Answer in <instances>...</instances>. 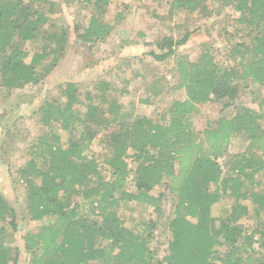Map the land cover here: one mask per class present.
I'll use <instances>...</instances> for the list:
<instances>
[{"label": "trees", "instance_id": "16d2710c", "mask_svg": "<svg viewBox=\"0 0 264 264\" xmlns=\"http://www.w3.org/2000/svg\"><path fill=\"white\" fill-rule=\"evenodd\" d=\"M83 1L93 9L87 25L82 30L75 26L74 34L81 44H100L114 30L113 24L103 20L112 0ZM205 2L173 0L171 10L199 11L206 16L212 11ZM221 2L233 8L236 23L247 30L230 51L238 64L221 66L205 43L195 60H178L177 85L185 98L173 101L160 120L123 112L105 81L98 83L97 93L88 91L84 98L76 82L67 81L59 85L60 99L41 104L39 118L51 130L36 138L30 158L18 169L30 219L41 221L35 232L24 237L31 264H264V259L256 262L249 254L256 232L248 233L239 223L248 214L242 201L249 199L255 213L264 212V188L254 189L255 176L264 172V160L253 152H264V114L250 107L237 108L233 116L211 122L202 134L190 119L204 102L233 104L248 78L264 87V0ZM54 6L52 0H0V87L38 82L61 59L66 30L46 27ZM192 34L193 30L187 31L177 41L164 37L155 43L158 51L148 52L164 61ZM40 37L48 44L27 62L28 51L14 47V41ZM152 84L150 89L160 93L162 85ZM109 127L112 130L104 138L108 152L102 157L90 146ZM57 130L67 134L64 142ZM238 135L250 141L249 151L236 154L230 175L223 176L218 159ZM129 157L136 163L132 176ZM128 184L135 189H126ZM161 184L163 190L153 195ZM167 192L176 198L168 220L171 238L166 254L156 259L149 246L155 220L142 224L143 230L130 228L117 208L122 201L137 202L160 216ZM225 195L234 203L227 216L215 221L212 207ZM83 204L100 220L83 216ZM17 224L16 210L0 192V264H18L19 249L9 245L5 235L6 225L15 231Z\"/></svg>", "mask_w": 264, "mask_h": 264}, {"label": "rangeland", "instance_id": "374dc122", "mask_svg": "<svg viewBox=\"0 0 264 264\" xmlns=\"http://www.w3.org/2000/svg\"><path fill=\"white\" fill-rule=\"evenodd\" d=\"M54 12L49 14V31L66 30L62 57L38 82L23 84L18 87H0V192L16 210L18 217L17 229L13 231L6 225V239L9 245L19 249L18 264H31L30 254L24 247L27 232H35L41 221L30 219L25 185L18 177V169L30 158V146L36 138L49 133L51 129L43 126L38 109L46 99H60V84L74 81L79 87L81 97L85 93H97L96 86L100 81L110 84L108 93L116 97L127 114L150 117L160 120L165 117L173 101L185 98L183 89L178 88L179 75L176 62L180 59L195 60L205 43V48L214 55L215 61L221 66L238 64V57L230 55L232 46L245 38L246 31L236 23L237 13L230 5H222L217 0H206L208 10L212 12L203 16L201 12H190L184 9H172L173 0H112L107 7L103 20L114 25V30L100 44H81L74 34L75 26L82 30L89 20L93 6L86 5L83 0H52ZM120 14L117 18L116 15ZM193 34L184 45L176 46L174 56L164 61L156 60L148 50H157L155 43L164 37L179 40L187 31ZM48 44L41 37L36 41H14V47L26 49L28 59L33 52L40 51ZM41 70V64L38 70ZM2 77L0 75V82ZM159 80V82H158ZM152 83H160V93L150 89ZM153 85V84H152ZM111 99V98H110ZM80 107H82L80 105ZM250 107L259 114H264V87L251 81L242 86L233 104L223 106V102L210 101L198 105V112L190 115L196 131L200 134L207 125L220 116L231 117L237 108ZM263 124V121L260 120ZM79 128L78 124L76 129ZM117 128V127H115ZM111 127L98 133L90 149L107 154L104 138ZM64 142L67 134L57 130ZM250 141L242 135L233 137L227 152L218 159L223 176L231 173L229 167L235 155L249 151ZM254 150V149H253ZM131 154V151H128ZM264 160V152L254 150ZM128 158L132 168L136 163ZM258 185L255 190L264 188V172L255 176ZM256 182V181H255ZM126 189L134 190L133 184ZM163 190L162 184L156 186L152 194ZM176 198L167 192L162 202V215L152 212V208L137 202H120L117 213L127 227L140 229L149 219L156 224L151 233L150 250L158 259L167 252L171 234L168 220L173 217ZM234 199L225 195L213 205L212 214L215 221L230 213ZM247 206L248 214L239 219L246 231L256 232L253 249L249 253L256 262L264 259V212L255 213V206L250 200L242 201ZM90 206L83 204L82 215L88 219L100 220L91 212ZM194 221V219L190 218ZM48 221V219L46 220ZM141 223V224H140ZM112 264H118L113 262Z\"/></svg>", "mask_w": 264, "mask_h": 264}]
</instances>
